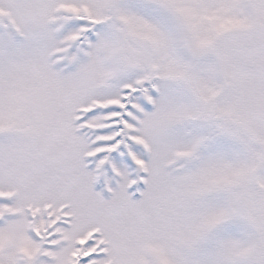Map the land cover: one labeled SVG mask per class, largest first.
I'll return each mask as SVG.
<instances>
[{
	"label": "rangeland",
	"instance_id": "374dc122",
	"mask_svg": "<svg viewBox=\"0 0 264 264\" xmlns=\"http://www.w3.org/2000/svg\"><path fill=\"white\" fill-rule=\"evenodd\" d=\"M9 264H264V0H0Z\"/></svg>",
	"mask_w": 264,
	"mask_h": 264
},
{
	"label": "flooded vegetation",
	"instance_id": "af4514ba",
	"mask_svg": "<svg viewBox=\"0 0 264 264\" xmlns=\"http://www.w3.org/2000/svg\"><path fill=\"white\" fill-rule=\"evenodd\" d=\"M0 264H9V262L7 261V259H2V256L0 255Z\"/></svg>",
	"mask_w": 264,
	"mask_h": 264
}]
</instances>
